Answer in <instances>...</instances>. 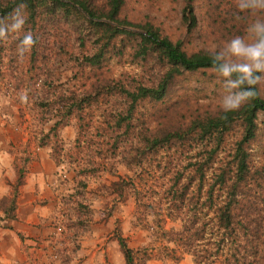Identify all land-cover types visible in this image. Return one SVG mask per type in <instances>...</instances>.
<instances>
[{
	"label": "rangeland",
	"instance_id": "rangeland-1",
	"mask_svg": "<svg viewBox=\"0 0 264 264\" xmlns=\"http://www.w3.org/2000/svg\"><path fill=\"white\" fill-rule=\"evenodd\" d=\"M82 1L98 16L106 12L107 0ZM123 1L122 18L133 24L151 25L161 37L180 42L187 54L210 53L214 47L219 50L235 36H246L247 27L255 19L264 18V13L241 12L237 0ZM188 5L196 18L192 28L182 20ZM25 15L23 30L0 40V147L6 142L5 149L14 159L15 168L23 169L24 160L31 159L41 139L54 130L56 137L50 135L48 143L55 148L53 173L60 188L59 204L47 215L54 227L48 236L56 241L48 258L50 264H125L115 231L133 251L151 254L146 264H194L192 255L183 251L178 262L165 257L162 247L173 246L164 242L161 232L138 227L133 218L132 190L125 187L120 194L113 185L124 187L140 177L154 175L168 188L169 175L165 173L176 158L186 165L195 154L199 159L207 156L216 142L205 144L204 138H191L182 149L171 146L155 154H147L145 144L168 131L184 132L196 117L221 110L223 78L209 69L184 72L171 83L162 101H138L128 119L130 101L124 92L155 88L163 65L136 54L134 37L122 36L108 42L86 23L82 13L38 6L32 16ZM126 30L140 32L131 27ZM27 32L33 34L36 44L21 59L17 46ZM99 53V61L90 65L91 58ZM23 94L28 97L26 103L20 99ZM241 136L242 129L235 125L216 149L215 168L221 166L233 175L231 156ZM15 183L16 179L12 187ZM237 200L239 206L246 207L243 215L247 221L258 228L257 237L264 239L262 112L257 115L250 144L247 187ZM163 204L165 208L167 203ZM4 207L10 208V202ZM154 218L148 216L147 221L153 222ZM179 228L180 222L167 220L166 231Z\"/></svg>",
	"mask_w": 264,
	"mask_h": 264
},
{
	"label": "trees",
	"instance_id": "trees-1",
	"mask_svg": "<svg viewBox=\"0 0 264 264\" xmlns=\"http://www.w3.org/2000/svg\"><path fill=\"white\" fill-rule=\"evenodd\" d=\"M20 3L26 5L27 15L34 14L38 6L50 7L53 11L72 10L78 15L82 13L86 23L95 31L101 32L108 42L122 36L134 37L132 41L134 40L136 54L154 58L163 65L162 77L155 88L139 87L133 92H124L130 101L128 119L138 101H162L168 94L171 83L184 72L212 70L210 53L199 51L187 54L180 42L173 43L170 39L161 37L151 25L133 24L122 18L123 0H107L106 12L100 16L82 0H0V18L7 17ZM182 20L189 28L195 26L196 18L191 5L185 7ZM128 27L140 30L141 33L130 32L126 30ZM101 56L102 53L94 55L90 65H95ZM1 60L0 51V65ZM260 112L264 113L262 98L253 100L238 111L225 114L219 110L196 117L184 132L168 131L147 140V154H155L171 146L182 149L191 138H204L205 144L216 142V146L204 158H196L195 154L188 158L186 165H183L181 158H176L170 171L165 173L169 175L166 178V182L170 183L168 188L165 182H158L154 175L140 177L137 182L132 181L124 187L118 183L113 185L119 189L120 194L125 187L132 190L135 201L133 218L138 227L161 232L164 242L173 246L162 247L166 251L165 257L178 262L183 251L192 255L194 264H264V239L257 237L258 228H253L250 221H247L246 214L243 215L247 213L246 207L239 206L237 200L240 191L247 187L250 144L255 137L256 120ZM235 125L242 129V136L233 148L231 158L235 170L231 175L221 166L215 168V152ZM49 132V135L41 139L43 142L37 148L49 149L52 158L55 148L48 143V138L50 135L56 136L53 134L54 130L50 129ZM28 161V158L24 160L25 163ZM15 174V194L10 200L4 198L0 201L5 218L10 219L14 218L17 188L22 184L25 166L23 169L15 168ZM8 201L10 208H5V202ZM163 201L167 203L165 208L162 206ZM148 216H154L155 221L148 222ZM167 220L180 222L179 230L166 231ZM114 237L125 264H146L151 257L145 251L140 253L129 248L118 231H115ZM136 255H141L142 258H137Z\"/></svg>",
	"mask_w": 264,
	"mask_h": 264
},
{
	"label": "crops",
	"instance_id": "crops-1",
	"mask_svg": "<svg viewBox=\"0 0 264 264\" xmlns=\"http://www.w3.org/2000/svg\"><path fill=\"white\" fill-rule=\"evenodd\" d=\"M5 147L6 142L0 147V201L15 194L14 159ZM31 156L17 188L14 218H5L0 207V264H50L56 248L48 236L54 227L47 216L59 204L56 164L47 148H37Z\"/></svg>",
	"mask_w": 264,
	"mask_h": 264
},
{
	"label": "clouds",
	"instance_id": "clouds-1",
	"mask_svg": "<svg viewBox=\"0 0 264 264\" xmlns=\"http://www.w3.org/2000/svg\"><path fill=\"white\" fill-rule=\"evenodd\" d=\"M237 7L241 12L264 13V0H237ZM25 9L26 5L20 3L7 17L0 18V40L23 30ZM246 31V36H235L219 50L215 47L209 50L212 71L223 78L219 104L225 114L240 110L264 93V18L255 19ZM35 44L33 34L27 32L17 46L18 56L22 59ZM20 99L28 102L26 94Z\"/></svg>",
	"mask_w": 264,
	"mask_h": 264
}]
</instances>
